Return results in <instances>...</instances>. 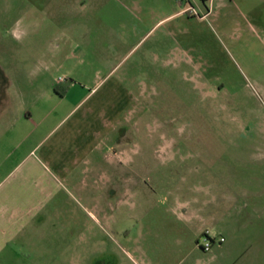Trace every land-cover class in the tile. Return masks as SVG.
Here are the masks:
<instances>
[{"label":"rangeland","instance_id":"374dc122","mask_svg":"<svg viewBox=\"0 0 264 264\" xmlns=\"http://www.w3.org/2000/svg\"><path fill=\"white\" fill-rule=\"evenodd\" d=\"M0 264H264V0H0Z\"/></svg>","mask_w":264,"mask_h":264},{"label":"built area","instance_id":"2783aa9c","mask_svg":"<svg viewBox=\"0 0 264 264\" xmlns=\"http://www.w3.org/2000/svg\"><path fill=\"white\" fill-rule=\"evenodd\" d=\"M202 236H203V241L202 242H199V245L202 247V249L204 251H210L212 250L214 244L216 242H224L225 241V237L224 236H221L219 239L214 236L211 232L210 229H205L202 231Z\"/></svg>","mask_w":264,"mask_h":264},{"label":"crops","instance_id":"0c3cea01","mask_svg":"<svg viewBox=\"0 0 264 264\" xmlns=\"http://www.w3.org/2000/svg\"><path fill=\"white\" fill-rule=\"evenodd\" d=\"M49 117H50V114H49ZM65 118V117H64ZM63 118V119H64ZM62 119V120H63ZM60 124V122L56 125V126H54V127H52V129L49 131V134H51V132L58 126ZM40 126V125H39ZM38 126V127H39ZM62 140V139H61ZM42 142V141H41ZM41 142H39V143H41ZM46 155H48L49 156V159H51L53 156H54V153H53V151L51 150V148L49 149V151L47 152V154ZM76 155H79V153H76ZM98 157H100L101 158V154H98ZM86 160V162L88 161V160H90V161H92L89 157H84V158H75V160H74V166L76 167L78 164H79V162H81V161H85ZM111 164V163H110ZM94 166H95V169L97 170V172H99V170H100V168L101 167H99V165H97L98 167H96V164H94ZM84 172H86V170L84 169ZM202 230V229H201ZM203 231V230H202ZM201 231V232H202Z\"/></svg>","mask_w":264,"mask_h":264}]
</instances>
